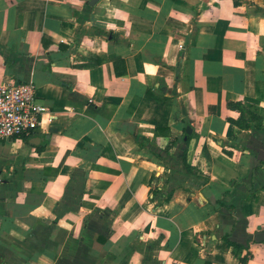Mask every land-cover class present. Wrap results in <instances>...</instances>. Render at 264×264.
Wrapping results in <instances>:
<instances>
[{
  "label": "crops",
  "instance_id": "1",
  "mask_svg": "<svg viewBox=\"0 0 264 264\" xmlns=\"http://www.w3.org/2000/svg\"><path fill=\"white\" fill-rule=\"evenodd\" d=\"M89 2L0 0V264H264V0Z\"/></svg>",
  "mask_w": 264,
  "mask_h": 264
},
{
  "label": "built area",
  "instance_id": "2",
  "mask_svg": "<svg viewBox=\"0 0 264 264\" xmlns=\"http://www.w3.org/2000/svg\"><path fill=\"white\" fill-rule=\"evenodd\" d=\"M53 115L36 98L31 81L0 83V140L22 138L41 129Z\"/></svg>",
  "mask_w": 264,
  "mask_h": 264
},
{
  "label": "trees",
  "instance_id": "3",
  "mask_svg": "<svg viewBox=\"0 0 264 264\" xmlns=\"http://www.w3.org/2000/svg\"><path fill=\"white\" fill-rule=\"evenodd\" d=\"M227 105L233 109L238 110L240 113L239 118L237 120H234L233 122L242 129H249L251 127V116L249 114V111L244 107L243 103H241V102H237V103L229 102V103H227ZM184 143L185 144L188 143V138H187V140L184 141ZM184 165H185V168L189 172H191L193 174H198V172L194 168H192L190 165H188L186 162H184ZM228 193L229 192H226L224 194H228ZM168 198H169V196H166L165 198H163V201L167 200ZM224 241L226 243V246L228 248H231L232 253L235 256H237L240 263H244L248 260V258H250L251 253L248 250V248L245 247L244 245L230 240L228 236L224 237ZM244 249H246V251L243 253Z\"/></svg>",
  "mask_w": 264,
  "mask_h": 264
},
{
  "label": "water",
  "instance_id": "4",
  "mask_svg": "<svg viewBox=\"0 0 264 264\" xmlns=\"http://www.w3.org/2000/svg\"><path fill=\"white\" fill-rule=\"evenodd\" d=\"M98 0H90L89 4L90 5H94ZM191 127L188 125L185 127V134H184V137H183V140H187L188 136L191 134Z\"/></svg>",
  "mask_w": 264,
  "mask_h": 264
}]
</instances>
